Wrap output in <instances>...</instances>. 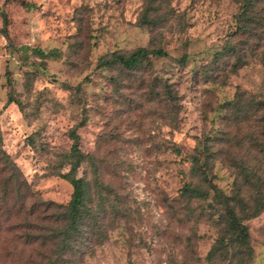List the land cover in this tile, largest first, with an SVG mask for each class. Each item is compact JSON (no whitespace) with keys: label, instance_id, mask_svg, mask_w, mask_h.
Instances as JSON below:
<instances>
[{"label":"rangeland","instance_id":"obj_1","mask_svg":"<svg viewBox=\"0 0 264 264\" xmlns=\"http://www.w3.org/2000/svg\"><path fill=\"white\" fill-rule=\"evenodd\" d=\"M139 47L166 54L98 62ZM259 101L264 0H0V144L32 191L22 206L0 195V264L41 259L47 247L29 235L51 211L37 200L66 204V171L87 181L95 224L61 264H264V208L243 219L246 253L210 255L221 233L212 186L264 201ZM193 154L210 167L209 196L187 200Z\"/></svg>","mask_w":264,"mask_h":264},{"label":"trees","instance_id":"obj_2","mask_svg":"<svg viewBox=\"0 0 264 264\" xmlns=\"http://www.w3.org/2000/svg\"><path fill=\"white\" fill-rule=\"evenodd\" d=\"M27 5V3L25 2ZM39 52L47 54L41 49ZM54 51H49L53 53ZM166 51L161 48H144L139 47L128 54L117 51H111L109 57L101 58L98 62L101 65L120 63L126 68H133L151 56H163ZM165 96L173 101L176 94L172 92L170 85L165 84ZM264 105L263 101H259ZM73 143L71 145L70 155L75 161L85 159V154L78 147V134L74 128L70 131ZM191 173L195 176L199 183H184L180 195L187 200L192 198H207L209 192L201 187V185L209 180L207 174L210 168L206 161L200 160L196 154L191 155ZM72 184L73 190L70 199L66 204L56 203L52 200L37 202L49 208L50 225L41 233H32L29 235L31 241H39L41 245L47 247L37 264H61L56 255L58 252L70 245L89 246L94 236L95 213L86 205L88 193V183L83 176H76L72 171L62 173ZM210 182V180H209ZM214 193L211 196L212 207L219 208L221 224V233L215 240V245L211 248V261L217 254H224L227 250L233 249L234 256L240 257L246 253L249 246V231L244 218L258 214L264 208V201L256 198L252 204L244 202L242 197L237 194H227L216 186H212ZM32 194L30 185L23 177L21 170L10 157V155L2 148L0 144V195L3 203L8 197L14 198V204L22 206L25 200ZM210 261V263H211ZM231 263V261H230Z\"/></svg>","mask_w":264,"mask_h":264}]
</instances>
